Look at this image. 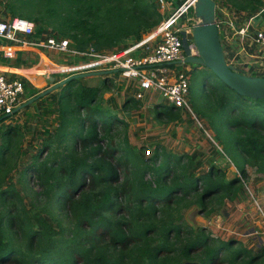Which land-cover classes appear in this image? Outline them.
I'll use <instances>...</instances> for the list:
<instances>
[{"label":"trees","instance_id":"16d2710c","mask_svg":"<svg viewBox=\"0 0 264 264\" xmlns=\"http://www.w3.org/2000/svg\"><path fill=\"white\" fill-rule=\"evenodd\" d=\"M215 1L218 8L225 7L218 5L219 0ZM222 1L239 11L247 8L239 3L241 0ZM261 1L250 0L249 16L262 11ZM17 4L25 12L38 10L37 15L24 16L17 12ZM9 7L13 18L36 22L35 39H69L70 46L80 51L90 46L100 52L123 50L160 23L154 0H9ZM51 26L55 33L49 35ZM23 55L19 52L15 67L28 65ZM7 64L10 62L0 52V65ZM22 80L28 99L40 93L37 89H27L28 80ZM219 82L222 89L210 84L204 94L205 103H210L214 111L208 114L210 125L219 134L223 127L234 130L237 136L234 146L246 159V165L264 175V100L241 96ZM205 85L208 84L204 83V89ZM60 90L64 94L57 101L59 108L54 109L51 104L45 110V113H58L57 133L45 130L48 139L42 142L39 154L26 169L38 181L39 191L32 207L23 203L16 186L1 187L0 184V264H181L179 261L202 251L206 253L201 258L202 264H216L218 259L229 264H264V249L260 252L245 247L233 250L235 244L231 241L219 246L213 237L205 235V230L189 237L180 260H176L175 245L192 230L176 213L184 197L196 192L198 179L189 169L195 157L187 158L183 181L175 178L168 185L172 166L182 164V158L165 154L162 162L164 151L158 146L155 156L147 160L127 139L122 151L107 145L113 124L105 120L109 111L99 105L101 90L83 84L82 79H72ZM85 111L84 117L81 113ZM157 115L166 117V112L160 110ZM69 116L74 119L70 120ZM168 117L180 118L177 113ZM0 119L6 121L10 117ZM100 126L104 127V136L100 134ZM0 137L3 140L1 182L5 180L7 151L15 146L13 139L17 134L9 128L0 130ZM62 144L66 155L58 159L57 146ZM137 162H143L146 172L156 175L155 187L145 181L137 183L134 178L121 184V170ZM245 169H237L238 174H246ZM209 173L211 178L214 169ZM236 182L238 178L228 184L208 183L202 198L206 199L212 192L229 193ZM123 198L127 202H119ZM166 212V218L159 224L152 222ZM224 253L226 256H222Z\"/></svg>","mask_w":264,"mask_h":264},{"label":"rangeland","instance_id":"374dc122","mask_svg":"<svg viewBox=\"0 0 264 264\" xmlns=\"http://www.w3.org/2000/svg\"><path fill=\"white\" fill-rule=\"evenodd\" d=\"M166 1L165 7H162L154 0L160 14V23L151 32L144 33L142 39L135 43L143 41L155 32L187 0ZM218 2V5H223L229 10L231 18H234V21L239 25L254 17L252 15L249 16L251 12L249 7L250 0L239 1V3L247 7L245 10L243 9L244 11H239L234 6H231V4H225L222 0ZM262 7H264V0L261 1L262 11L255 15L257 16L255 23L258 25V28L264 29V15L262 14L264 8ZM16 10L19 13H23L24 16L27 14L36 16L38 11L31 10L25 12L19 4H17ZM12 18L13 14L9 7V0H0V21H8ZM33 22L36 24L35 21ZM53 28L54 26L49 28V35H51L50 33H55ZM1 42L10 45L9 42ZM130 44L132 43L130 42ZM109 51L114 50H107V52ZM51 57L56 62L67 65L77 61L75 58L61 55L54 51ZM250 63H253V61ZM192 67L193 65L177 66V69L184 68L190 71L188 75L190 91L186 96V101L192 109V113L187 112L185 108H178L169 104L157 94L152 97V105H148L150 95L141 102L137 101L134 99L132 89L125 91L123 87L119 89L120 83L115 81L118 80L117 76H93L91 78H84L82 82L85 85L101 90L99 105L101 108L109 111V115H105V120L113 124L112 131L106 139L107 145L111 144V146L122 151L127 139V143L129 142L135 151H141L143 147L151 148L152 142H156L160 144L164 151L161 157L162 162L165 160V154L182 158V164L175 167L172 166V171L167 177L168 185L173 184L172 180L175 178L178 181H183V174L187 172V158L189 156L195 157L194 164L189 169L194 171V176L198 179L195 185L196 192L192 191L191 194L184 197V202L179 206L176 213L182 216L184 222L192 230L187 236H182L175 245L176 260H180L181 250L189 241V237L199 235L201 230H205L206 236L213 237L216 241L215 244L219 246L231 241L235 244L232 246L233 250L245 247L254 252H260V250L264 249V175L258 174L254 167L246 165V159L234 146V142L237 139L234 130L223 127L219 134L217 129L210 125L208 114H212L214 111L210 107V103H205L204 94L210 84L220 89L223 86L207 69L201 67L191 71ZM31 69L36 70L35 68H26L25 71L30 72L32 71ZM40 72L42 73H39V79L43 78L44 75L46 76V72L42 70ZM248 72L253 75L263 74L255 69L248 70ZM23 75L25 76L24 73ZM104 79L106 82H104ZM204 83L208 84L207 86L205 85V89L203 88ZM28 84L30 85L28 86ZM28 84V88H31V83L28 82ZM50 85L49 88L51 87ZM34 86L41 88L36 85ZM60 88L55 93H50V96L45 97L42 101L37 100L17 115L14 114L10 119L0 121V130L13 128V134H17V137L13 139V145L15 146L10 151H7L6 156L8 159L3 168L5 180L3 179L0 182L1 187L10 184L16 186L23 203L30 208L35 202L36 193L39 191V188L37 179L33 177L32 173H26V169L39 154L42 142L48 139L45 130L49 129L51 133H57L58 113H45V110L50 108L51 104L54 109L59 108L57 101L64 94ZM24 99H27L26 94L22 96L21 101ZM160 110L166 112V117H158L157 112ZM139 112L150 118L153 116L146 128H135L136 123L132 121V117L137 116ZM173 113L179 114L180 118L174 120L168 117L169 115L172 116ZM81 114L85 117L87 111ZM69 119L73 120L74 117L69 116ZM99 130L101 136H104L106 133L104 132V127L100 126ZM1 145H3V140L0 137ZM64 155H66L65 145L57 146L56 157L61 159ZM241 167L246 168V174H238L237 169H241ZM211 169H214V174L209 178ZM155 176L152 171L146 172V166L143 162L127 165L120 173V179L122 178L121 184H127L134 178L137 180V183L145 181L153 187H155ZM237 178L239 182L232 185L229 193L227 191L218 194L212 192L211 196L206 199L202 198L206 193L205 189L208 183L219 182L228 184L231 180ZM153 181L154 184L152 183ZM119 202L125 203L127 201L123 198ZM166 216L167 212L164 215L157 216L152 222L158 223L160 220H164ZM205 254L202 251L197 255H193L190 259L186 258L179 262L184 264L187 261H193L202 264L201 258H204ZM226 254L224 253L222 256H226ZM222 256L219 258H222ZM216 264L229 263L218 259Z\"/></svg>","mask_w":264,"mask_h":264},{"label":"built area","instance_id":"2783aa9c","mask_svg":"<svg viewBox=\"0 0 264 264\" xmlns=\"http://www.w3.org/2000/svg\"><path fill=\"white\" fill-rule=\"evenodd\" d=\"M155 1L162 7L167 3L166 0ZM191 9L193 4L187 0L150 36L124 50L100 52L90 46L80 51L72 48L68 39H35V23L20 17L0 21V40L24 49L47 48L61 55L82 59V63L72 69L73 75L113 71L106 76H117L118 80L115 81L120 83L119 88L123 87L124 91L132 89L135 100L141 102L149 95L151 100L157 94L169 104L192 113L186 101L190 91V71L177 69L178 65H185L179 64L185 59L182 32H186L190 39L192 55L198 56L192 41V27L196 21L193 15L190 16ZM256 18L251 17L239 25L231 18L227 8L217 7L216 11V23L227 63L249 75H253L248 72L252 69L264 74V29L257 27ZM24 77L30 80L28 75ZM25 93L24 80L9 79L0 71V118L13 115L22 104L21 98ZM143 156L146 159L153 158L154 149L143 147Z\"/></svg>","mask_w":264,"mask_h":264},{"label":"water","instance_id":"95a60500","mask_svg":"<svg viewBox=\"0 0 264 264\" xmlns=\"http://www.w3.org/2000/svg\"><path fill=\"white\" fill-rule=\"evenodd\" d=\"M190 1L191 4H193V16L196 21V23L192 27V41L197 48L198 56L192 55L190 39L188 38L186 32H182L181 35L185 59L184 61L179 62V64L183 63L186 65L203 67L210 71L219 81H221L231 90L235 91L237 94L253 100H264V76L249 75L244 71L235 69L232 65H229L227 63L226 54L222 45V39L216 23V1ZM112 73L114 72L108 71L77 74L69 76L68 78L60 82H56V79L54 77H50L49 80L51 83H54L53 86L21 104L14 111V114L19 113L37 100H40L50 93H53L72 79H84L93 76H106ZM11 116L12 115L5 116V118ZM184 264L200 263L187 261Z\"/></svg>","mask_w":264,"mask_h":264},{"label":"crops","instance_id":"0c3cea01","mask_svg":"<svg viewBox=\"0 0 264 264\" xmlns=\"http://www.w3.org/2000/svg\"><path fill=\"white\" fill-rule=\"evenodd\" d=\"M0 52H3V57L8 59V61L10 62V64L4 65V66L0 65V71L4 73L6 77L9 79H16V78L26 79L25 77H23L24 76L23 73L25 74V76L28 75V78L30 79L28 82L31 83L32 87L28 88V86L30 85L28 84L27 89L29 90L37 89L39 90L40 93L47 90L49 88V84H51L50 86H53L54 83L50 82L49 80L50 77H54L56 79V82H60L68 78L69 76L73 75L74 73L72 72L73 71L72 69L77 68L82 63V59L75 58L77 61H74L69 65L62 64L61 62H56L51 57V55L53 54V51H50L47 48L24 49L12 43H10V45L4 44L1 42V40H0ZM19 52H23L24 53L23 59L24 60L26 59L28 61V65L26 67L18 68L13 65L18 57ZM26 68L28 69L35 68L36 70L31 69L32 71L28 72V71H25ZM40 70H45L47 72V75L46 76L44 75V77L41 79H39L40 78L39 73H42L40 72ZM104 82H106L105 79H104ZM34 85H36L37 87H41V88H36ZM28 100H29L28 98L24 99L22 100V103H25ZM148 104L150 105L153 104L152 99L149 100ZM140 113L141 112H139L137 116H133L132 121L136 123L135 128L137 127L138 129H141L142 127L146 128L147 125L150 124L153 116L152 118H150L149 116L142 114V113L140 114ZM158 146H160V144H157L156 142H152L151 148L155 150ZM141 151L143 153V148L141 149Z\"/></svg>","mask_w":264,"mask_h":264},{"label":"flooded vegetation","instance_id":"af4514ba","mask_svg":"<svg viewBox=\"0 0 264 264\" xmlns=\"http://www.w3.org/2000/svg\"><path fill=\"white\" fill-rule=\"evenodd\" d=\"M186 65V64H185ZM198 68H201V67H198V66H194L193 65V67L191 68V71H194V70H196V69H198Z\"/></svg>","mask_w":264,"mask_h":264}]
</instances>
